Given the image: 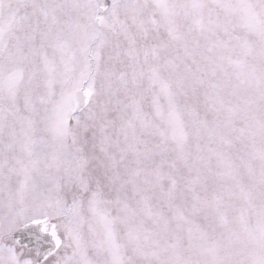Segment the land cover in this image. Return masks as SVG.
<instances>
[{"label":"snow or ice","instance_id":"obj_1","mask_svg":"<svg viewBox=\"0 0 264 264\" xmlns=\"http://www.w3.org/2000/svg\"><path fill=\"white\" fill-rule=\"evenodd\" d=\"M0 264H264V0H0Z\"/></svg>","mask_w":264,"mask_h":264}]
</instances>
